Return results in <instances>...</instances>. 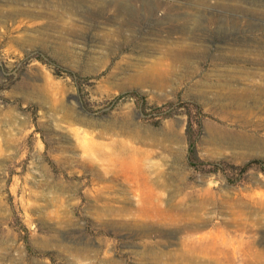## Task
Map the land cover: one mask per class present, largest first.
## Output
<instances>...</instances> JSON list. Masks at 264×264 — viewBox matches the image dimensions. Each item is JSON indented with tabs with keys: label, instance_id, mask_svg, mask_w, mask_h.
Masks as SVG:
<instances>
[{
	"label": "rangeland",
	"instance_id": "obj_1",
	"mask_svg": "<svg viewBox=\"0 0 264 264\" xmlns=\"http://www.w3.org/2000/svg\"><path fill=\"white\" fill-rule=\"evenodd\" d=\"M262 87L264 0H0V264H181L105 159L119 139L163 206L211 197L224 264H264Z\"/></svg>",
	"mask_w": 264,
	"mask_h": 264
},
{
	"label": "bare ground",
	"instance_id": "obj_2",
	"mask_svg": "<svg viewBox=\"0 0 264 264\" xmlns=\"http://www.w3.org/2000/svg\"><path fill=\"white\" fill-rule=\"evenodd\" d=\"M260 93V96H264V87L261 88V90L259 89L258 94ZM56 102V101H55ZM56 103H54V106L51 107V112H56ZM127 119V118H126ZM119 120V119H118ZM121 120V119H120ZM116 121V120H115ZM123 121V120H122ZM118 122V121H117ZM127 122V121H126ZM128 123V122H127ZM120 124V123H119ZM122 124V123H121ZM120 124V125H121ZM124 124V123H123ZM126 125V124H125ZM111 126V125H110ZM115 126V125H114ZM112 126V127H114ZM132 127V126H131ZM133 128V127H132ZM70 128H68L69 130ZM76 129V128H75ZM74 129V130H75ZM112 129V128H111ZM139 129V127H138ZM108 130V128H107ZM113 130H116L113 128ZM121 130V129H120ZM78 131V130H76ZM105 129L102 131L104 134ZM110 131V130H109ZM137 131V129H136ZM141 131V130H140ZM118 132V131H117ZM122 132V131H121ZM135 132V131H134ZM74 133V132H72ZM79 133V132H78ZM82 133V132H81ZM80 133V134H81ZM106 133V132H105ZM120 133V132H119ZM124 133V132H123ZM85 134V133H84ZM89 134V133H88ZM108 134V133H107ZM122 134V133H121ZM125 134V133H124ZM133 134V133H130ZM82 135V134H81ZM93 135V134H92ZM91 135V137H92ZM102 134L100 133V136ZM123 135V134H122ZM128 135V133H127ZM77 136V135H76ZM103 136V135H102ZM111 136V135H110ZM130 136V135H129ZM127 136V137H129ZM133 136V135H131ZM141 136V134H140ZM139 136V137H140ZM106 137V136H105ZM124 137V136H123ZM122 137V138H123ZM133 137H137L138 136H133ZM145 137V136H144ZM8 138V137H7ZM78 138V137H77ZM82 138V137H81ZM89 138V136H88ZM110 138V137H108ZM132 138V137H130ZM135 138V140L137 139ZM141 140L143 141L144 139H142V136L140 137ZM138 138V139H140ZM149 139V137H147ZM173 138V137H172ZM83 139V138H82ZM80 139L79 141V145L80 147L82 146V148H84L85 150H94L97 151L99 154H103L101 153L100 149H97L98 147V143L93 141L92 138L89 140L87 138ZM113 139V138H111ZM75 140V139H74ZM120 140V139H119ZM117 140L116 144H114L115 146V150L113 152H110L109 154L106 155L107 161L110 163H113L115 165L118 164H123V169H127L129 168L131 170L130 173V178L128 179V183H129V189L132 191H136V193H138V196L140 197V201H141V206L136 210V213H138V215L141 216H147V217H154L156 219H158V224L161 225H171L174 227V225H176L177 227L179 226V228H181L182 232H183V245L180 248L174 249L173 251L170 252L169 258L171 260H174L177 263H181V264H224V261L226 260V257L224 255V251L221 250V248H217L216 246V242H211L210 237L207 234L204 235H197V233L199 231H201L202 228H204V226H206L209 222V217L204 216V212L207 209V206L209 204H211L212 199L211 197H209L207 194H202L200 196H195L193 193L190 194H186L183 197H181L176 203L174 204H167L163 206V197H162V192H160V190L162 191V189L164 190V188L167 187L166 182L163 180H161L160 178L151 176L153 175L150 174L151 171H153L155 168L152 167H148V168H144L141 164L140 166H138V161L140 159H138L139 156L142 157V150H139L138 148H126L124 143L125 142H121ZM132 140V139H129ZM140 140V141H141ZM151 140V139H149ZM10 141V140H9ZM100 141V140H99ZM111 141V140H110ZM113 141V140H112ZM124 141V140H123ZM175 141H176V137H175ZM114 142V141H113ZM131 142V141H130ZM136 142V141H135ZM149 142V141H148ZM147 142V143H148ZM162 141H158V140H151L150 141V145H162L161 144ZM110 143V142H109ZM129 143V142H128ZM138 143H140L138 141ZM143 143V142H142ZM107 144V143H106ZM112 144V143H111ZM133 144V143H132ZM101 145V144H100ZM105 145V143H104ZM131 145V144H130ZM140 145V144H139ZM138 145V146H139ZM144 145V144H143ZM141 145V146H143ZM150 145H148L150 147ZM128 146V145H126ZM136 146V145H135ZM147 145H144L143 147H145ZM102 147V146H101ZM100 147V148H101ZM106 147V146H104ZM110 147V146H109ZM130 147V146H129ZM165 147V145H164ZM169 147V146H168ZM107 148V147H106ZM140 148V147H139ZM142 148V147H141ZM151 148V147H150ZM155 148V146H154ZM157 149L158 146L156 147ZM171 148V147H170ZM105 149V148H104ZM148 149V148H147ZM162 149V148H160ZM169 149V148H168ZM84 150V151H85ZM87 152V151H86ZM85 152V153H86ZM144 152V151H143ZM149 152V150H148ZM152 152V151H151ZM89 153V152H88ZM87 153V154H88ZM90 154V153H89ZM146 154V153H145ZM91 155V154H90ZM148 155V154H147ZM105 156V154H104ZM88 158V157H87ZM144 158H146L144 156ZM148 158V156H147ZM149 159V158H148ZM89 160V158H88ZM91 160V159H90ZM94 159H92L93 161ZM143 160V158H142ZM141 160V161H142ZM147 160V159H146ZM150 160V159H149ZM148 161V160H147ZM99 162V160H98ZM143 162V161H142ZM140 163V162H139ZM144 163H145V159H144ZM143 163V164H144ZM155 163V162H154ZM149 164V163H148ZM147 164V165H148ZM156 164V163H155ZM150 165V164H149ZM154 165V164H153ZM159 166V164H157ZM156 165V166H157ZM112 166L110 165V168ZM146 167V164H145ZM99 168V167H98ZM104 168V167H103ZM102 168V169H103ZM122 168V166H121ZM120 168V169H121ZM114 169V168H113ZM109 170V168L107 169ZM122 170V169H121ZM121 170L119 171V173L121 172ZM123 171V170H122ZM127 171V170H126ZM129 171V170H128ZM163 172V171H162ZM98 174V173H97ZM104 174V173H103ZM124 174V173H123ZM158 174V173H157ZM127 175V173H126ZM102 176V175H101ZM104 176V175H103ZM106 177H108L106 175ZM105 177V178H106ZM113 178V177H112ZM124 178V177H123ZM163 178V176H162ZM115 179V177H114ZM117 179V178H116ZM119 180V179H118ZM127 180V179H126ZM124 181V180H123ZM127 182V181H124ZM113 183V182H112ZM118 183V182H117ZM214 183V182H212ZM115 184V181L114 183ZM119 184V183H118ZM112 185V184H111ZM117 186V184H115ZM126 185V184H124ZM114 188V187H113ZM118 188V187H117ZM115 188V190L117 189ZM127 188V186H126ZM107 189L109 190L110 187ZM167 189V188H166ZM114 190V191H115ZM119 190V189H118ZM121 190V189H120ZM117 191V190H116ZM115 191V192H116ZM165 191V190H164ZM118 192V191H117ZM123 192V191H121ZM126 191H124L123 193H125ZM129 193V192H128ZM123 195V194H122ZM123 197V196H121ZM122 199V198H121ZM131 200V199H130ZM191 202H188L190 201ZM124 201V200H122ZM127 202V201H125ZM128 204V203H127ZM125 205V204H124ZM125 207V206H124ZM128 208V207H127ZM130 208V207H129ZM131 210V209H130ZM148 222H146L147 224ZM210 223V222H209ZM147 226V225H146ZM151 226V225H150ZM169 226V227H171ZM152 227V226H151ZM150 227V228H151ZM156 227V226H155ZM149 228V227H148ZM176 228V227H175ZM203 230V229H202ZM180 231V230H179ZM204 231V230H203ZM180 233V232H179ZM218 236V235H217ZM182 237V238H183ZM222 237V236H221ZM215 238V237H214ZM224 238V237H223ZM181 239V238H180ZM217 240V239H216ZM227 241H231L230 239H226ZM241 242V239H239ZM238 240V241H239ZM215 241V240H214ZM218 242V241H217ZM232 242V241H231ZM219 243V242H218ZM229 243V242H227ZM235 244V242H233ZM239 243V242H238ZM220 244V243H219ZM222 244V243H221ZM225 244V243H224ZM230 244V243H229ZM232 244V243H231ZM237 244V243H236ZM226 245V244H225ZM223 246V245H222ZM232 246V245H230ZM238 246V245H237ZM229 247V245H228ZM226 248V247H225ZM232 248V247H231ZM238 247H236L235 249H237ZM224 249V248H223ZM252 249V248H251ZM253 250V249H252ZM238 251V249H237ZM262 251V250H261ZM252 252V251H251ZM217 253H221L222 256L217 257L215 254ZM259 253V252H258ZM256 255V254H255ZM254 255V256H255ZM160 256L159 254L156 255V257ZM257 257V256H256ZM260 257V256H259ZM257 260V259H256ZM264 263V261H263ZM252 264H259V262L256 263H252Z\"/></svg>",
	"mask_w": 264,
	"mask_h": 264
}]
</instances>
